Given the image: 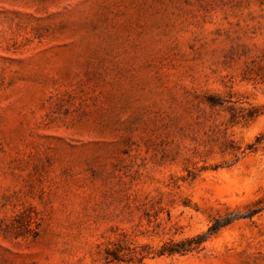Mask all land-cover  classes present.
<instances>
[{"label": "rangeland", "instance_id": "obj_1", "mask_svg": "<svg viewBox=\"0 0 264 264\" xmlns=\"http://www.w3.org/2000/svg\"><path fill=\"white\" fill-rule=\"evenodd\" d=\"M0 264H264V0H0Z\"/></svg>", "mask_w": 264, "mask_h": 264}, {"label": "trees", "instance_id": "obj_2", "mask_svg": "<svg viewBox=\"0 0 264 264\" xmlns=\"http://www.w3.org/2000/svg\"><path fill=\"white\" fill-rule=\"evenodd\" d=\"M229 222V220H222V221H216L215 223H213L209 229L208 232L206 234H200L194 238L188 239L186 241H181L179 243H177L176 245L174 244L173 246L166 248L165 247V252H169V253H174V252H186L188 250H191L193 248V243H196L197 245H199L201 242H203L207 237L216 234L219 229L227 224Z\"/></svg>", "mask_w": 264, "mask_h": 264}]
</instances>
